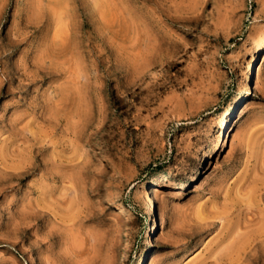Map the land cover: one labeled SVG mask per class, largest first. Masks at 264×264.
Segmentation results:
<instances>
[{"label": "rangeland", "instance_id": "obj_1", "mask_svg": "<svg viewBox=\"0 0 264 264\" xmlns=\"http://www.w3.org/2000/svg\"><path fill=\"white\" fill-rule=\"evenodd\" d=\"M263 35L264 0H0V264H264Z\"/></svg>", "mask_w": 264, "mask_h": 264}, {"label": "bare ground", "instance_id": "obj_2", "mask_svg": "<svg viewBox=\"0 0 264 264\" xmlns=\"http://www.w3.org/2000/svg\"><path fill=\"white\" fill-rule=\"evenodd\" d=\"M262 41H261V44L263 43L264 44V35H263V39H261ZM260 44V45H261ZM258 72V71H257ZM38 212V211H37ZM213 224H215V222H210V223H208V225H213ZM207 228V227H206ZM207 230V229H206ZM204 232V231H203ZM207 232V231H206ZM189 244V243H188ZM230 244V243H229ZM231 246V245H230ZM186 247V246H185Z\"/></svg>", "mask_w": 264, "mask_h": 264}, {"label": "snow or ice", "instance_id": "obj_3", "mask_svg": "<svg viewBox=\"0 0 264 264\" xmlns=\"http://www.w3.org/2000/svg\"><path fill=\"white\" fill-rule=\"evenodd\" d=\"M2 103H3V101H2V99H0V105H2Z\"/></svg>", "mask_w": 264, "mask_h": 264}]
</instances>
